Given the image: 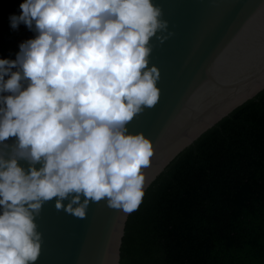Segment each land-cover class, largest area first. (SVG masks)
Masks as SVG:
<instances>
[{"label": "clouds", "instance_id": "1", "mask_svg": "<svg viewBox=\"0 0 264 264\" xmlns=\"http://www.w3.org/2000/svg\"><path fill=\"white\" fill-rule=\"evenodd\" d=\"M8 20L33 35L0 58V264H36L44 203L141 205L154 146L128 125L159 101L150 41L173 33L153 0H22Z\"/></svg>", "mask_w": 264, "mask_h": 264}, {"label": "water", "instance_id": "2", "mask_svg": "<svg viewBox=\"0 0 264 264\" xmlns=\"http://www.w3.org/2000/svg\"><path fill=\"white\" fill-rule=\"evenodd\" d=\"M153 2L173 35L150 41L160 98L128 125L154 146L143 169L145 194L178 155L264 92V0ZM132 213L101 201L90 203L80 219L56 210L55 198L44 203L35 220L43 237L36 264H121Z\"/></svg>", "mask_w": 264, "mask_h": 264}, {"label": "trees", "instance_id": "3", "mask_svg": "<svg viewBox=\"0 0 264 264\" xmlns=\"http://www.w3.org/2000/svg\"><path fill=\"white\" fill-rule=\"evenodd\" d=\"M22 0H0V58ZM121 264H264V92L178 155L130 216Z\"/></svg>", "mask_w": 264, "mask_h": 264}]
</instances>
